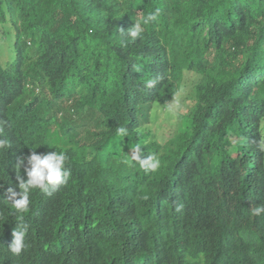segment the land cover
<instances>
[{
  "label": "trees",
  "instance_id": "1",
  "mask_svg": "<svg viewBox=\"0 0 264 264\" xmlns=\"http://www.w3.org/2000/svg\"><path fill=\"white\" fill-rule=\"evenodd\" d=\"M0 43V264H264V0H0ZM187 79L192 109L158 139L152 107ZM125 144L158 171L124 163ZM33 149L64 151L72 175L15 215L5 194Z\"/></svg>",
  "mask_w": 264,
  "mask_h": 264
},
{
  "label": "clouds",
  "instance_id": "2",
  "mask_svg": "<svg viewBox=\"0 0 264 264\" xmlns=\"http://www.w3.org/2000/svg\"><path fill=\"white\" fill-rule=\"evenodd\" d=\"M160 10L156 9L147 14L142 20L134 22L133 26L127 31L120 30L121 33H126L127 37L133 41L140 37L143 32V25H147L157 20ZM136 71H141L139 65L135 66ZM161 77L149 79L145 83L146 88H152ZM129 129L126 126L117 124L116 133L119 136L126 137ZM3 133V128L0 127V135ZM261 150H264V142L260 144ZM11 148L10 141L7 138H0V151H6ZM129 153H124L123 162L139 165L146 173H155L160 168V159L156 153H148L146 156L142 152V146L139 144L131 146ZM68 156L64 151H54L47 154H38L33 149L30 154L16 159L14 169L16 171L15 187H9L6 192V202H8L13 210V214L22 215L28 212L30 205V194L33 190H39L41 193L51 195L61 186L68 184L71 178V170L65 167ZM23 170V175H21ZM26 177V178H25ZM2 187V185H0ZM254 216H259L264 213V204L254 206L251 209ZM29 231V225L20 224L12 230L13 240L8 246V250L14 255L19 256L26 248L25 238Z\"/></svg>",
  "mask_w": 264,
  "mask_h": 264
},
{
  "label": "rangeland",
  "instance_id": "3",
  "mask_svg": "<svg viewBox=\"0 0 264 264\" xmlns=\"http://www.w3.org/2000/svg\"><path fill=\"white\" fill-rule=\"evenodd\" d=\"M1 44V43H0ZM6 46L0 45V62L4 65ZM182 92L169 104L165 106L154 105L151 111V123L149 129L157 135L158 139L166 138L172 127L175 125L179 116H186L192 109L191 88L189 79L186 80ZM130 145H124V151Z\"/></svg>",
  "mask_w": 264,
  "mask_h": 264
}]
</instances>
